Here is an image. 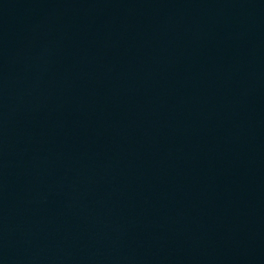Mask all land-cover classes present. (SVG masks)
Here are the masks:
<instances>
[{
	"label": "water",
	"instance_id": "water-1",
	"mask_svg": "<svg viewBox=\"0 0 264 264\" xmlns=\"http://www.w3.org/2000/svg\"><path fill=\"white\" fill-rule=\"evenodd\" d=\"M0 264H264V0H0Z\"/></svg>",
	"mask_w": 264,
	"mask_h": 264
}]
</instances>
